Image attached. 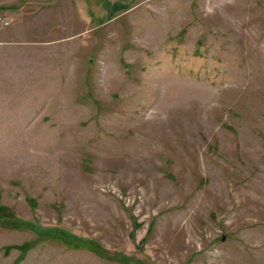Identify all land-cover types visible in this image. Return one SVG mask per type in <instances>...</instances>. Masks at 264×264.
<instances>
[{
  "label": "rangeland",
  "instance_id": "1",
  "mask_svg": "<svg viewBox=\"0 0 264 264\" xmlns=\"http://www.w3.org/2000/svg\"><path fill=\"white\" fill-rule=\"evenodd\" d=\"M0 18V264H264V0Z\"/></svg>",
  "mask_w": 264,
  "mask_h": 264
},
{
  "label": "built area",
  "instance_id": "2",
  "mask_svg": "<svg viewBox=\"0 0 264 264\" xmlns=\"http://www.w3.org/2000/svg\"><path fill=\"white\" fill-rule=\"evenodd\" d=\"M0 22H2V23H3V22L6 23V21H3V19H1V18H0ZM4 23H3V24H4Z\"/></svg>",
  "mask_w": 264,
  "mask_h": 264
}]
</instances>
